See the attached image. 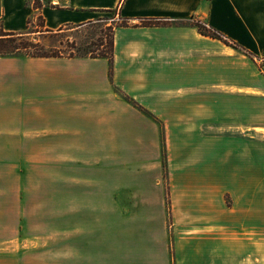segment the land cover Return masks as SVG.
I'll use <instances>...</instances> for the list:
<instances>
[{
  "label": "crops",
  "instance_id": "crops-1",
  "mask_svg": "<svg viewBox=\"0 0 264 264\" xmlns=\"http://www.w3.org/2000/svg\"><path fill=\"white\" fill-rule=\"evenodd\" d=\"M35 1L0 0L3 31L128 26L111 76L103 58L0 57V264H264V0ZM25 162L51 182L96 168L99 248L28 228Z\"/></svg>",
  "mask_w": 264,
  "mask_h": 264
},
{
  "label": "rangeland",
  "instance_id": "rangeland-1",
  "mask_svg": "<svg viewBox=\"0 0 264 264\" xmlns=\"http://www.w3.org/2000/svg\"><path fill=\"white\" fill-rule=\"evenodd\" d=\"M119 23L120 19L111 13L105 14L96 23L78 29L66 27L55 33H45L41 29V20L35 18L30 26L33 33L28 39L33 43H39L45 53L87 56L99 53L103 49L101 43L106 46L113 28ZM68 168L71 170L69 177L72 181L65 183L63 175H59L61 179L56 175V180L51 182L47 173L33 174L31 163L25 162V197L35 201L33 202L35 207L29 202V210L36 208L33 219L29 217L28 228L34 224L38 228L72 230L74 236L81 231L87 232L86 241L89 249L90 246L99 248V183L96 182L99 175L96 174L94 166L88 167L87 174L75 172L77 169L75 165ZM84 177H87V182L84 181ZM87 257L89 262L96 261L95 253L89 251ZM97 260L99 261V254Z\"/></svg>",
  "mask_w": 264,
  "mask_h": 264
},
{
  "label": "trees",
  "instance_id": "trees-1",
  "mask_svg": "<svg viewBox=\"0 0 264 264\" xmlns=\"http://www.w3.org/2000/svg\"><path fill=\"white\" fill-rule=\"evenodd\" d=\"M40 3L38 0L35 1V6L40 7ZM38 19L41 20V17L38 16ZM169 21L159 20V19H142L139 21V25L143 27H153V26H164L169 24ZM32 25L29 22L28 29L23 33H10L3 31L0 25V57H31V58H55V57H66V58H103L106 59L109 63V76H111L112 71V62H113V32L109 42L104 45L101 43L100 46L103 47L99 53L90 54L87 56H63L58 53H45L43 48L39 43H33L28 39V36L33 33L31 31L30 26ZM189 25L195 27L197 31L204 36L210 37L212 39H217L229 45L235 49L243 51L238 45L233 42L228 41L225 37H223L220 33L215 31L214 29L208 27L205 23L192 19L189 22ZM117 26H128V24L120 19V23ZM51 32V31H46ZM244 54L251 56L247 52L243 51ZM122 98L128 102L130 105L138 108L137 104L128 98L125 95H122Z\"/></svg>",
  "mask_w": 264,
  "mask_h": 264
}]
</instances>
